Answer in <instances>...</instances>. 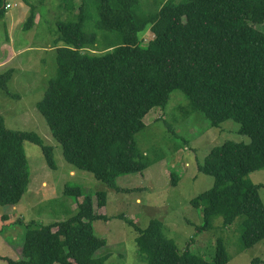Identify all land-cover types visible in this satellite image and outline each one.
I'll use <instances>...</instances> for the list:
<instances>
[{
    "label": "trees",
    "instance_id": "1",
    "mask_svg": "<svg viewBox=\"0 0 264 264\" xmlns=\"http://www.w3.org/2000/svg\"><path fill=\"white\" fill-rule=\"evenodd\" d=\"M140 0H73L64 4L70 19L57 22L56 74L48 81L37 110L69 164L88 171L116 192L121 175L143 172L152 163L137 150L135 135L144 117L163 108L170 93L181 90L194 112L210 126L232 119L249 142L227 140L214 146L198 165L213 184L190 200L202 213L196 232L213 230L215 219L226 227L237 221L242 249L264 239V203L249 175L264 169V0H162L156 11L137 14ZM90 2V3H89ZM96 10L94 31H86ZM6 1L0 0V17ZM31 12L23 28L34 22ZM153 36L146 43L142 34ZM103 40V42H102ZM103 43V52L89 49ZM10 71L0 74L5 90ZM40 146L49 167L55 168L54 147L34 131L14 130L0 116V204L16 206L29 183L23 142ZM172 184L177 173H172ZM64 194L84 195L80 185L65 184ZM104 206L105 191L96 192ZM120 216V215H119ZM117 216V217H119ZM97 214L92 197L84 195L69 218L25 224L20 258L5 264H106L98 255L106 238L94 233ZM134 225L133 221H129ZM139 258L146 264H226L230 260L219 236L213 259L190 250L180 252L163 224L151 219L145 228L134 225ZM255 261H259L257 258ZM264 264V261H263Z\"/></svg>",
    "mask_w": 264,
    "mask_h": 264
},
{
    "label": "rangeland",
    "instance_id": "2",
    "mask_svg": "<svg viewBox=\"0 0 264 264\" xmlns=\"http://www.w3.org/2000/svg\"><path fill=\"white\" fill-rule=\"evenodd\" d=\"M5 1L9 6L0 17V74L10 71L11 76L7 90L0 86V116L7 128L34 131L45 143L52 145L56 167L47 165L40 146L23 142L29 183L16 206L0 204V264L6 263L5 257H21L26 223L65 220L76 213L84 195L92 197L97 214L109 217L92 221L94 233L107 241L97 253L110 254L106 264H146L139 258L135 241L138 232L134 225L145 228L151 219L162 222L164 234L174 240L180 252L188 249L211 261L217 238L221 236L230 255L226 264H263L264 239L242 249L237 221L224 227L221 217L215 219L213 230L196 232L195 226L201 224L202 213L190 203L193 197L213 184L212 176L198 170L208 152L227 140L249 142L247 135L238 133L239 124L227 119L219 127L210 126L202 113L190 109L181 90H173L165 107L153 108L145 115V127L135 135L137 150L152 160L151 165L143 172L119 176L117 185L128 191H113L92 173L65 161L60 144L36 107L48 81L57 71L56 49L64 45L56 41L57 22L71 18L64 6L67 0ZM73 1L77 12L81 0ZM161 1L140 0L135 7L136 13L154 12ZM91 10L93 16L85 27L89 32L95 30L97 18L96 10L93 7ZM32 11L33 25L24 29ZM256 27L264 31V23ZM152 36L146 31L142 34L143 42ZM105 48L100 43L89 50L98 53ZM173 172L178 175L175 185L172 184ZM249 178L256 184H264V169L252 172ZM67 183L80 185L84 195H65ZM98 191L107 194L104 206L97 205ZM259 194L264 203V186ZM256 258L259 261H255Z\"/></svg>",
    "mask_w": 264,
    "mask_h": 264
},
{
    "label": "crops",
    "instance_id": "3",
    "mask_svg": "<svg viewBox=\"0 0 264 264\" xmlns=\"http://www.w3.org/2000/svg\"><path fill=\"white\" fill-rule=\"evenodd\" d=\"M10 31H11V30H10ZM10 31H9V32H10ZM8 35H9V34H8ZM9 36H10V35H9ZM8 40H10V38H9Z\"/></svg>",
    "mask_w": 264,
    "mask_h": 264
},
{
    "label": "clouds",
    "instance_id": "4",
    "mask_svg": "<svg viewBox=\"0 0 264 264\" xmlns=\"http://www.w3.org/2000/svg\"><path fill=\"white\" fill-rule=\"evenodd\" d=\"M8 4H6V7H7Z\"/></svg>",
    "mask_w": 264,
    "mask_h": 264
},
{
    "label": "built area",
    "instance_id": "5",
    "mask_svg": "<svg viewBox=\"0 0 264 264\" xmlns=\"http://www.w3.org/2000/svg\"><path fill=\"white\" fill-rule=\"evenodd\" d=\"M7 6H9V4Z\"/></svg>",
    "mask_w": 264,
    "mask_h": 264
}]
</instances>
